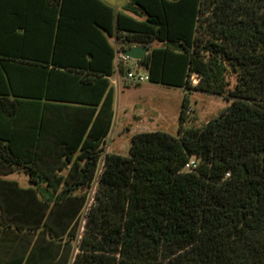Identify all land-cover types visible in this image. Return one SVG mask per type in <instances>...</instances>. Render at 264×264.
Returning a JSON list of instances; mask_svg holds the SVG:
<instances>
[{"label":"trees","instance_id":"1","mask_svg":"<svg viewBox=\"0 0 264 264\" xmlns=\"http://www.w3.org/2000/svg\"><path fill=\"white\" fill-rule=\"evenodd\" d=\"M137 44L149 49L138 60L149 82L186 89L178 134L138 132L128 155L105 157L73 264H264V0H127L117 9L105 0H0V159L33 182L64 180L57 203L89 187L114 121L117 45ZM68 86L71 97L59 94ZM191 90L230 104L186 126ZM49 111L62 122L54 130L67 157L17 155L10 125ZM46 164L71 170L48 174Z\"/></svg>","mask_w":264,"mask_h":264},{"label":"crops","instance_id":"2","mask_svg":"<svg viewBox=\"0 0 264 264\" xmlns=\"http://www.w3.org/2000/svg\"><path fill=\"white\" fill-rule=\"evenodd\" d=\"M112 42L114 43V40ZM114 78L115 74L109 77L110 85L114 89L115 119L119 97L125 93V87L115 85ZM53 93L57 94L55 89ZM59 94L71 97L73 95L71 86L59 90ZM79 95L82 96L81 93ZM88 96L96 101L98 91L94 95L87 94L86 99ZM50 102L89 107L86 106L87 104L64 100H51ZM43 108V106L40 107V109ZM46 115L47 117L43 119L35 118L32 121L21 119L15 126L10 125V137L17 155L46 159L67 157L66 146L63 144L65 140H62L64 138H61L54 130V127L61 125L62 122L55 116L54 112L49 111ZM32 126L45 128L42 130L29 128ZM139 128L141 127L137 128L133 124V133ZM145 129V131L156 130V128H151L148 125L145 126ZM111 132L106 140H109ZM138 132L143 131L138 130ZM67 141L70 142L71 140ZM70 170V165L57 168L54 165L48 166L46 164L44 172L66 176ZM64 185V180L58 182L54 178H37L33 182L23 168L10 166L0 159V264H60V262H65L69 257H72L74 249L72 241H68L66 238L61 241L56 240L48 231L42 229L48 221L50 227L56 228V223L62 221L67 214L65 209L72 202L58 210L56 208L55 190L56 188L61 190Z\"/></svg>","mask_w":264,"mask_h":264},{"label":"rangeland","instance_id":"3","mask_svg":"<svg viewBox=\"0 0 264 264\" xmlns=\"http://www.w3.org/2000/svg\"><path fill=\"white\" fill-rule=\"evenodd\" d=\"M226 79L229 83V89L234 88L237 81L236 75L228 72ZM198 80V74H193L192 81L197 83ZM184 91L186 89L155 84L149 81L125 87V93L119 97V105L116 110L111 136L103 145L102 157L98 168H102L105 157L109 153L128 155L132 135L137 133L138 130L145 131L147 129H145V126L147 125L151 128H156V130L159 129L177 135ZM189 98V107L186 110V126H202L221 114L230 104L223 96L207 94L199 90H191ZM133 124L137 128L141 127L135 130L134 133ZM193 160L197 162L195 158ZM95 176L89 187H84L74 192L69 198L64 199L63 202L56 204L58 210L67 203L70 204L72 202L65 209L67 214L63 220L56 223L57 227L51 226L53 231L58 232V234H62L63 229L66 228L65 231H67L63 233L60 241L66 238L74 243L72 257H69L65 262H60V264H73L79 245L87 232L90 231L91 227L88 223L89 211L98 202L97 196L100 188L99 173L97 172ZM48 222L45 225H48ZM45 225L42 229H45ZM55 239L59 240L57 237Z\"/></svg>","mask_w":264,"mask_h":264},{"label":"built area","instance_id":"4","mask_svg":"<svg viewBox=\"0 0 264 264\" xmlns=\"http://www.w3.org/2000/svg\"><path fill=\"white\" fill-rule=\"evenodd\" d=\"M117 52L115 57V78L114 84L117 86L128 87L132 85H138L149 81V74L145 67L138 62V60L130 58L125 54L124 50L117 45ZM197 167V162L191 160L186 164L187 170H193ZM102 171V168H98V173Z\"/></svg>","mask_w":264,"mask_h":264},{"label":"water","instance_id":"5","mask_svg":"<svg viewBox=\"0 0 264 264\" xmlns=\"http://www.w3.org/2000/svg\"><path fill=\"white\" fill-rule=\"evenodd\" d=\"M105 1L111 4L112 6H114L116 9L127 2V0H122V1L105 0ZM124 52L130 58L135 60H140L144 58V56L149 52V49L146 45L137 44L127 47L124 50Z\"/></svg>","mask_w":264,"mask_h":264}]
</instances>
